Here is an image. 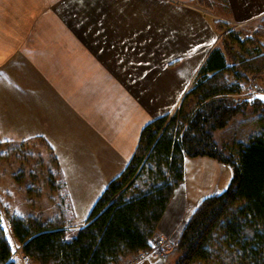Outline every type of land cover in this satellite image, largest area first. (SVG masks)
Instances as JSON below:
<instances>
[{"label":"crops","instance_id":"1","mask_svg":"<svg viewBox=\"0 0 264 264\" xmlns=\"http://www.w3.org/2000/svg\"><path fill=\"white\" fill-rule=\"evenodd\" d=\"M201 1L0 0V141H46L71 209L70 180L96 199L142 129L176 111L219 43L215 19H264V0ZM224 171L213 158L186 159L156 236L174 241Z\"/></svg>","mask_w":264,"mask_h":264},{"label":"trees","instance_id":"2","mask_svg":"<svg viewBox=\"0 0 264 264\" xmlns=\"http://www.w3.org/2000/svg\"><path fill=\"white\" fill-rule=\"evenodd\" d=\"M260 24L246 34L215 20L219 43L180 105L142 129L132 159L108 183L84 225L68 229L73 226L65 222L68 202L56 220L11 215L8 221L22 254L35 264H124L149 249L185 180L186 159L209 157L232 168L228 188L200 202L170 253L155 264H264V102L239 97L240 84L264 70V19ZM255 115L260 132L246 142L236 140L232 153L217 143L216 131L238 116ZM31 141L13 144L15 151ZM0 218V264H21L1 211Z\"/></svg>","mask_w":264,"mask_h":264},{"label":"rangeland","instance_id":"3","mask_svg":"<svg viewBox=\"0 0 264 264\" xmlns=\"http://www.w3.org/2000/svg\"><path fill=\"white\" fill-rule=\"evenodd\" d=\"M224 10L221 9L217 13H223ZM227 27L237 30L242 29L246 34H253L259 29L258 24L255 22L228 24ZM250 79L256 81L264 90V70L258 75H251L246 82H249ZM239 97L243 96L239 94ZM257 117V115L238 116L227 128L215 132L217 143L225 147L226 152L232 153V146L236 140L246 142L252 134L260 132L261 126L256 120ZM13 144L18 145L21 143L0 145V211L4 216V225L9 241L15 249L21 251L8 221L11 215L37 216L44 221L56 220L59 212H61L62 205L66 206L64 204L68 202L69 206L64 210L66 213L65 222L71 225L75 222L84 223L101 193L96 199H93L96 192H90L78 184H73L70 180L75 210L71 209L72 203L65 177L61 173L58 163L55 162L52 151L48 150V147L39 140L28 142L27 146L22 147L17 152ZM232 174V168L225 164L224 179L219 186L218 193H222L228 188ZM226 177L227 180H225ZM80 226L73 225L68 229L72 232ZM157 238L167 239L162 236H157ZM167 241L171 240L167 239ZM170 251L169 248L157 249L141 262H136V257H133L124 264H155L158 262L159 257L168 255ZM14 258L19 259L18 256H14Z\"/></svg>","mask_w":264,"mask_h":264},{"label":"built area","instance_id":"4","mask_svg":"<svg viewBox=\"0 0 264 264\" xmlns=\"http://www.w3.org/2000/svg\"><path fill=\"white\" fill-rule=\"evenodd\" d=\"M240 94L245 98H250L258 94H264V90L256 81L250 79L249 82H245L240 85ZM149 244L150 247L148 250L138 253L135 256L136 258L134 257L136 262L145 260L157 249L169 248V250H171L174 247V241H167V239L157 238V236L153 237ZM14 255L20 258L21 264H34L32 258L22 254L20 249H17Z\"/></svg>","mask_w":264,"mask_h":264},{"label":"water","instance_id":"5","mask_svg":"<svg viewBox=\"0 0 264 264\" xmlns=\"http://www.w3.org/2000/svg\"><path fill=\"white\" fill-rule=\"evenodd\" d=\"M261 96H264V94H258V95L254 96V97H252V98H249L248 100H249V101H252V100H256V99H258V100L264 102V99H262Z\"/></svg>","mask_w":264,"mask_h":264},{"label":"snow or ice","instance_id":"6","mask_svg":"<svg viewBox=\"0 0 264 264\" xmlns=\"http://www.w3.org/2000/svg\"><path fill=\"white\" fill-rule=\"evenodd\" d=\"M261 98L264 99V96H261ZM0 220H2V218H0ZM13 250H15V249H13Z\"/></svg>","mask_w":264,"mask_h":264},{"label":"bare ground","instance_id":"7","mask_svg":"<svg viewBox=\"0 0 264 264\" xmlns=\"http://www.w3.org/2000/svg\"><path fill=\"white\" fill-rule=\"evenodd\" d=\"M19 260H20V258H19Z\"/></svg>","mask_w":264,"mask_h":264}]
</instances>
